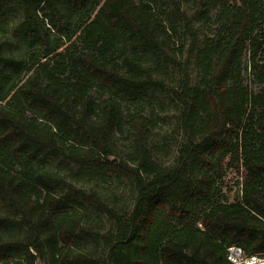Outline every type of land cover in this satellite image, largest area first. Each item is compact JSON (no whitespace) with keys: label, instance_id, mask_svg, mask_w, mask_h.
Masks as SVG:
<instances>
[{"label":"trees","instance_id":"16d2710c","mask_svg":"<svg viewBox=\"0 0 264 264\" xmlns=\"http://www.w3.org/2000/svg\"><path fill=\"white\" fill-rule=\"evenodd\" d=\"M183 2L200 8L212 36L199 41ZM10 3L22 11L27 47L13 70L22 65L31 77L6 100L11 70L0 60V264H230L233 246L264 255V0H0V7ZM191 58L203 74L198 87ZM169 66L178 71L171 87L156 78ZM147 88L177 112L182 142L167 169L142 144L154 114ZM125 127L137 138L131 165L110 159L111 134ZM42 149L131 179V211L119 215L70 185L72 200L58 197L59 179L38 160ZM230 174L240 178L232 201ZM77 201L112 224L98 235L104 260L71 255L75 242L96 236L80 230Z\"/></svg>","mask_w":264,"mask_h":264},{"label":"rangeland","instance_id":"374dc122","mask_svg":"<svg viewBox=\"0 0 264 264\" xmlns=\"http://www.w3.org/2000/svg\"><path fill=\"white\" fill-rule=\"evenodd\" d=\"M101 4L104 0H100ZM233 1V0H229ZM162 5H164L162 3ZM161 6V3L158 4ZM62 12L65 9L59 6ZM166 8V6H165ZM181 10L186 17L191 21V25L195 30L199 41L214 34L215 26L211 22H203L201 20V10L193 2H183ZM42 16V14H39ZM22 11L16 3H10L4 7H0V60L2 66L9 68L11 78L7 84L9 88L6 100H10L15 91L22 84L27 83L31 77V73L23 72L22 65H19L13 70L14 64L23 60L27 52L26 44L23 40ZM46 28H49L45 23ZM73 40V39H72ZM69 45L65 42L60 51ZM187 46L184 51L186 52ZM187 54L176 58L179 64L186 63ZM177 70L169 66L165 76L156 77L163 81L167 87H171L177 78ZM188 74L192 87H198L203 77L202 71L197 67L196 60H189ZM37 82H40L37 80ZM145 95L150 98V102L154 107V114L151 117V125L148 127L149 133L143 131V142L151 159L155 161L161 169L171 167L176 158V151L182 142L181 135L177 131L176 117L177 112L173 105L168 101L167 96L158 89L147 88L144 90ZM98 97V93H95ZM26 115L33 118H38L37 113L32 109L25 111ZM97 113V111H96ZM93 116L95 117V114ZM90 116L88 123L94 122V117ZM122 134L112 133L110 138V148L112 157L118 161H123L131 165L133 151L137 145V138L134 131L127 127L122 129ZM38 160L45 169L56 174L59 182L53 186L58 197L64 200L71 201L65 185H70L73 188L82 191L85 194L94 195L99 201L113 212L123 215L131 211L136 192L131 179L124 176H116L109 174L106 169L98 168L92 165H75L68 161L63 155L54 153L47 149H42L38 153ZM227 185L232 191L229 194V199H235L237 187L235 182L240 181L235 175H228L225 179ZM76 209L82 216L80 230L96 235L93 238L86 236L82 241L75 242L72 245L71 255L76 253L92 255L100 260L105 259V249L98 235H102L106 231L112 229L111 222L105 215L97 213L95 210L77 201ZM43 264V263H42ZM47 264V263H45Z\"/></svg>","mask_w":264,"mask_h":264},{"label":"built area","instance_id":"2783aa9c","mask_svg":"<svg viewBox=\"0 0 264 264\" xmlns=\"http://www.w3.org/2000/svg\"><path fill=\"white\" fill-rule=\"evenodd\" d=\"M227 261L230 264H264V255H245L240 248L227 249Z\"/></svg>","mask_w":264,"mask_h":264}]
</instances>
